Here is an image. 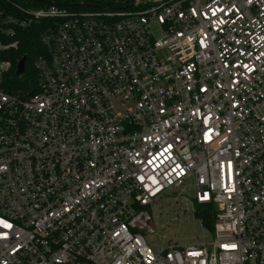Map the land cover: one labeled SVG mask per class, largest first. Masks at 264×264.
Wrapping results in <instances>:
<instances>
[{
    "label": "built area",
    "instance_id": "built-area-1",
    "mask_svg": "<svg viewBox=\"0 0 264 264\" xmlns=\"http://www.w3.org/2000/svg\"><path fill=\"white\" fill-rule=\"evenodd\" d=\"M108 1L0 7V264H264V0ZM197 207L208 241L160 237Z\"/></svg>",
    "mask_w": 264,
    "mask_h": 264
},
{
    "label": "trees",
    "instance_id": "trees-1",
    "mask_svg": "<svg viewBox=\"0 0 264 264\" xmlns=\"http://www.w3.org/2000/svg\"><path fill=\"white\" fill-rule=\"evenodd\" d=\"M92 1L98 2V0H88L87 2ZM99 2L109 4L108 0H99ZM15 5H24L33 8L41 7V5L33 4L27 0H0V7L9 11L15 12ZM40 30L41 27L39 25H34L27 30L18 32L20 47L18 51L11 53V56H9L12 60L13 68L8 76L4 78V91L20 96H29L36 92V75L33 63L35 58L42 53V47L39 42ZM22 57H26L24 73L17 76L15 74V66ZM195 217H197L208 230L211 229L213 218L211 207H197Z\"/></svg>",
    "mask_w": 264,
    "mask_h": 264
},
{
    "label": "rangeland",
    "instance_id": "rangeland-1",
    "mask_svg": "<svg viewBox=\"0 0 264 264\" xmlns=\"http://www.w3.org/2000/svg\"><path fill=\"white\" fill-rule=\"evenodd\" d=\"M154 29L156 30V27ZM146 210L151 217L156 215V213H165L163 207L159 209L148 207ZM167 217L169 222L171 216L168 215ZM159 224H163V222L160 221ZM159 234L160 237L165 235L168 239L176 240L179 244H198L210 239L208 229L201 224V221L192 212L178 215L177 219L168 225V230H160ZM146 241L150 242L151 240L146 237ZM153 241L158 246L161 245L157 237H154Z\"/></svg>",
    "mask_w": 264,
    "mask_h": 264
},
{
    "label": "water",
    "instance_id": "water-1",
    "mask_svg": "<svg viewBox=\"0 0 264 264\" xmlns=\"http://www.w3.org/2000/svg\"><path fill=\"white\" fill-rule=\"evenodd\" d=\"M27 1H29L33 4H38V5L45 6V7H57V8H66V9H74V8H87V9L90 8V9H92V8H96V5L88 4V3L64 4V3H58L56 1H46V0H27ZM112 1H115L117 3H121L124 5L125 9H128L131 7L132 2L135 0H112ZM25 62H26V57H22L20 59V61L18 62L17 67H16V71H15V74L17 76H20L24 73Z\"/></svg>",
    "mask_w": 264,
    "mask_h": 264
},
{
    "label": "flooded vegetation",
    "instance_id": "flooded-vegetation-1",
    "mask_svg": "<svg viewBox=\"0 0 264 264\" xmlns=\"http://www.w3.org/2000/svg\"><path fill=\"white\" fill-rule=\"evenodd\" d=\"M46 1H56L58 3L73 4V3H77L78 1H88V0H46Z\"/></svg>",
    "mask_w": 264,
    "mask_h": 264
}]
</instances>
